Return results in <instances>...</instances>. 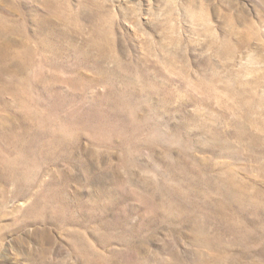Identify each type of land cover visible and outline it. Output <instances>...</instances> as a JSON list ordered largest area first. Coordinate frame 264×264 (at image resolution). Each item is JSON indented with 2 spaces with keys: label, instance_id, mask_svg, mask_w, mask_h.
I'll return each instance as SVG.
<instances>
[{
  "label": "rangeland",
  "instance_id": "obj_1",
  "mask_svg": "<svg viewBox=\"0 0 264 264\" xmlns=\"http://www.w3.org/2000/svg\"><path fill=\"white\" fill-rule=\"evenodd\" d=\"M0 264H264V0H0Z\"/></svg>",
  "mask_w": 264,
  "mask_h": 264
}]
</instances>
